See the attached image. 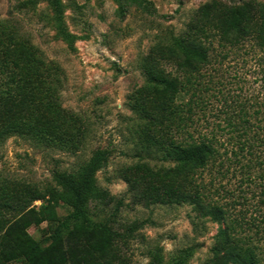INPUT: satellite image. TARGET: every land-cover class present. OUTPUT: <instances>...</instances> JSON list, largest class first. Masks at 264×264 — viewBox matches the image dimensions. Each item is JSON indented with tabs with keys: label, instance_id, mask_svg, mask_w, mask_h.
<instances>
[{
	"label": "trees",
	"instance_id": "1",
	"mask_svg": "<svg viewBox=\"0 0 264 264\" xmlns=\"http://www.w3.org/2000/svg\"><path fill=\"white\" fill-rule=\"evenodd\" d=\"M47 1L54 12L58 35L74 47L76 36L65 25L63 1ZM117 1L122 16L132 6L150 14L156 12L150 0ZM230 1L203 4L188 24L183 41L158 42L144 58L143 71L149 89L147 93L139 90L132 101L150 128L144 136V147L150 153L155 149L162 151L161 159L176 164L158 170L148 164L139 165L142 177L148 178L146 193L139 190L138 179L130 175L125 178L147 204L187 203L200 217L217 222L212 264H264V117H258L260 109L256 115L243 111L237 119L228 116L226 127L230 135L225 139L215 131L201 132L196 124L197 108L206 104L200 91L212 52L218 47L236 48L247 40L264 50V0ZM2 26L0 144L18 135L47 146L80 148L88 125L59 102L60 66L46 62L34 44ZM259 59L264 62V58ZM150 97L154 102L147 101ZM219 127L224 129L220 124ZM110 155V150L98 148L78 174L56 172L55 179L63 190L52 192L49 199H62L69 206L68 213L57 218L53 208L45 206L51 222L50 234L40 240L26 230L30 218L14 221L0 236V264H113L115 258H120L117 242L135 236L145 222L134 220L126 225L125 232H120L110 219L93 217V201L106 206L112 200L96 183V172ZM226 163L236 164L242 174L234 189L220 180L218 184L215 178L222 175L223 179L229 172V168L225 170ZM213 168L217 175L207 181L205 172L213 174ZM30 190L22 192L19 202L28 200L22 197ZM37 198L47 196L32 193L28 202ZM122 204L118 199L112 216ZM155 259L156 264H161L156 254ZM184 263V259L175 262Z\"/></svg>",
	"mask_w": 264,
	"mask_h": 264
},
{
	"label": "rangeland",
	"instance_id": "2",
	"mask_svg": "<svg viewBox=\"0 0 264 264\" xmlns=\"http://www.w3.org/2000/svg\"><path fill=\"white\" fill-rule=\"evenodd\" d=\"M62 1L65 25L76 36L74 47L58 35L54 12L47 0L34 4L29 0H0V26H7L18 37L34 44L46 62L60 66L59 102L63 108L79 114L88 125L80 148L47 146L18 135L0 144V236L14 221L25 216L30 218L26 230L33 238L40 240L50 234L51 222L45 206L53 208L57 218L69 211L62 199L57 202L49 199L52 192L63 190L55 173L78 174L96 149L106 148L111 155L96 172V183L112 200L106 206L93 201V217L110 219L120 232H125L129 222H145L135 236L117 242L120 258H115L113 264H156L155 254L161 264H175L178 259H184V264H212L217 222L200 217L187 203L147 204L125 178L130 175L138 179L139 190L146 193L148 178L142 177L139 165L148 164L158 170L176 164L161 159L162 151L155 149L150 153L144 147V136L150 128L133 107V100L139 90L148 92L143 61L152 47L158 42L183 41L197 10L212 0H150L155 13L132 6L124 16L119 13L117 0ZM253 43L247 40L236 48L218 47L212 52L200 91L206 104L197 108L196 115L201 132L215 131L225 139L230 135L226 127L228 116L237 119L243 111L256 115L260 109L258 117H264V62L259 59L264 58V50ZM150 98L147 101L154 102ZM228 168L223 179L222 175L215 178L218 184L220 180L234 189L242 174L236 164L226 163L225 170ZM216 170L213 168V174L206 170L207 181L217 175ZM26 189H31V193L28 191L22 198L29 200L32 193L47 198L19 202ZM118 199L123 204L112 216Z\"/></svg>",
	"mask_w": 264,
	"mask_h": 264
}]
</instances>
